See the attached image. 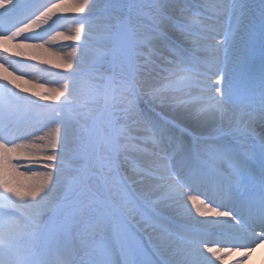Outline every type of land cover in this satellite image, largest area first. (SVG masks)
<instances>
[{
    "label": "snow or ice",
    "instance_id": "1",
    "mask_svg": "<svg viewBox=\"0 0 264 264\" xmlns=\"http://www.w3.org/2000/svg\"><path fill=\"white\" fill-rule=\"evenodd\" d=\"M252 8L247 0H0V264H85L81 253L87 264H144L126 228L137 216L152 229L149 264H217L222 249L210 245L231 243L229 251L243 249L246 258L264 242V136L244 153L214 149L231 152L230 174L209 180L199 163L186 162L191 154L172 121L133 107L125 113L131 123L121 125L115 93H134L135 85L96 69L108 55L122 71L153 67L158 56L167 88L184 94L175 98L179 105L194 118H214L224 113L240 66L248 70L240 91L259 101L264 120V0L258 79ZM61 22L73 26L58 30ZM10 54L67 75L57 73L55 86L25 79L23 66L20 74L9 71L8 64L19 63ZM87 54L90 70L78 71ZM90 105L101 107L99 115ZM73 128L81 129L75 155L85 162L68 168ZM130 147L151 157L140 173L148 185L141 195L103 179ZM181 201L182 222L167 210Z\"/></svg>",
    "mask_w": 264,
    "mask_h": 264
},
{
    "label": "rangeland",
    "instance_id": "2",
    "mask_svg": "<svg viewBox=\"0 0 264 264\" xmlns=\"http://www.w3.org/2000/svg\"><path fill=\"white\" fill-rule=\"evenodd\" d=\"M202 2H205V0H202ZM255 18L258 19V22L256 21V31H257V41L255 44V49L253 52V61L257 60L259 63L261 62V55H260V42H259V7L257 10H252ZM73 25L69 23L61 22V24L56 25L55 27L58 28V30H64L67 31L70 27ZM65 43V48L68 49V44L70 42H63ZM59 47L60 45H56ZM105 51H107L105 49ZM12 58H16L19 61L30 62L29 60H26L25 58L16 57L14 55H9ZM50 59H55L54 57H48ZM112 60L111 55L105 56V58L96 65L97 74L102 76H115L117 80L121 78H127L130 80V82L134 83L135 85V92H130L127 94H121L119 92H116L115 95L118 97L117 103H116V112L117 115L121 117L120 124L124 125L126 123H131L130 116L126 115V111L129 108H135L140 113L145 112H151L153 114H158L160 117L165 118L167 120L172 121L176 125V133L177 135H180L181 131L183 132V135L180 136L181 142L183 146L190 152L191 159L187 160V163L193 164V163H199L203 164V169L207 173V178L209 180H215V172L220 167H227L229 168V156L231 152L227 155L223 154V152H220L219 154L214 151V149H222L225 146L229 150H235L240 153H244L246 151L247 146L253 144L251 139H257L260 140V137H262L261 132L257 129L256 126L252 125L250 127V131L252 132V136L250 138V141H246L245 139H242L241 141H237V138L234 135H227V136H206L202 135V130L200 129V124L195 123V121H190L193 116L187 111V115L190 118L185 117V121L182 119L179 114H177L183 107H181L175 99V97H183L184 94L178 91H171L167 88V91H163V89L154 84V86H151L152 84L147 82L145 84L144 80L141 79L142 75V69L136 71L133 68L125 67L123 71L117 65L116 67H112L109 64V61ZM137 63L142 64L143 60L140 59L137 61ZM256 64L257 62H253ZM31 65V74H24L25 79L34 80V81H46L48 84H51L52 86H55V81L51 75L44 73V68H53L54 65H44L38 61H33V63H29ZM155 69H163L164 65L159 60L158 56L154 57V66ZM244 68L238 67V70L242 72ZM259 67L257 69V74L259 76ZM20 74V73H16ZM155 81H158L160 78H151ZM96 83H103V81H95ZM26 87H33V85H25ZM35 90L43 91L44 89L39 88L38 86L35 88ZM19 91V90H17ZM150 91L158 92L162 98H164L166 101L170 102V106L173 105V109L170 108V110H166L159 105V100L154 99L151 95ZM21 95L27 96L30 95L29 93L21 92ZM82 95H87V90H82ZM171 97V99H168ZM186 98V97H184ZM171 100V101H170ZM90 108L93 110L94 115H99L100 111L102 110L99 105H90ZM178 111V112H177ZM170 112V113H169ZM132 116H135V113L131 114ZM184 118V117H183ZM189 119V121L187 120ZM179 120H183L181 122V125L179 124ZM192 120V119H191ZM86 126V125H85ZM197 128V129H196ZM209 130L208 132H210ZM81 135V129L79 128L78 137ZM240 140V139H239ZM70 144V143H69ZM143 147L142 145L140 146ZM69 148V154L65 160V165L68 168H74L79 167L82 165L85 161L76 158V151L79 148V144L74 142V144L68 145ZM151 159V157L144 151L139 150L135 147H130L129 150L122 155L118 161H116L113 165L115 171L112 173L111 176L107 175V172L104 173V180H111L116 181L120 183H125L127 185V188L130 193H135L137 195H141L144 193H147V182L144 180V178L141 176V172L145 170V167L148 163V161ZM230 169V168H229ZM101 180H94L92 181L93 185L95 186L97 183H102ZM95 191V187L93 188ZM152 200H156L157 197L152 196L150 197ZM112 202H114V205L117 207L121 206V200L119 197H113ZM178 205L183 204V201L176 203ZM175 205V204H172ZM171 205V206H172ZM175 218L177 216L173 215ZM177 219V218H176ZM129 223L126 225V228L128 230L129 238L134 240V242L143 249V256L141 257L144 261V264H149V262L153 259H155V256L153 255V245L150 240V233L152 232V229L148 226V224L143 222V219L139 216L136 218L129 217L128 218ZM98 239V238H97ZM88 257L85 256L83 253L80 254L78 257V260H84L85 264H87Z\"/></svg>",
    "mask_w": 264,
    "mask_h": 264
},
{
    "label": "bare ground",
    "instance_id": "3",
    "mask_svg": "<svg viewBox=\"0 0 264 264\" xmlns=\"http://www.w3.org/2000/svg\"><path fill=\"white\" fill-rule=\"evenodd\" d=\"M38 2L46 3L48 2V0H38ZM247 2L253 6L252 10L258 9L259 0H247ZM204 3H207V0H205ZM255 21L258 22V19L255 18ZM30 34L31 33H29V35ZM63 46H65V43H63ZM64 50H68V49L64 47ZM9 59L13 62L19 61L11 57H9ZM25 59L29 60L27 58ZM29 61L30 62L24 63L23 61H19V63L8 64L9 71H15L16 73L17 72L20 73L21 66H23L24 74H31L32 73L31 65L29 63H33V61L31 60ZM92 62H93V56L91 54L85 55L83 58L82 68L78 71H83L87 73L90 70V66ZM238 67L240 66H237L235 68V77H236V80L239 81V83L234 87V92L231 98L225 101L224 113L223 114L217 113L214 118L212 117L194 118L193 117L191 118L192 120L190 119V121L192 122L195 121V123L197 122L200 124L202 135H206V136L208 135L216 136L217 135V136L222 137V136H227L231 134L237 138V141H241L242 139H245L246 141H250L252 132L247 127L250 124V127L252 125L256 126L259 132H261L262 136H264V120H262L260 116L259 101L257 100L255 104L250 103L244 97L242 91H240V89L243 88V81L245 79V76L238 70ZM43 71L44 73L51 75V77H53L55 81H58L59 79V77L56 75L57 73H62L63 75H67V73L64 72L62 69H53V68L45 67ZM141 75H142L141 79L145 81L144 82L145 84H147V82L148 84L151 83L152 84L151 86H154V84H156L160 86L163 89V91H167V85L169 84V75L162 68L155 69L154 67H150L148 69H142ZM160 77L161 79L158 81L151 79V78L157 79ZM150 92L153 93V91H150ZM168 99H171V97H169ZM158 100H159V105L163 108V110L164 109L170 110V108L173 107V105L170 106L169 101H166L162 97ZM179 110L180 111L179 112L177 111L178 112L177 114H179V116H181L183 120L185 119V117L190 118L188 117L187 115L188 113L185 110V108H181ZM183 120L181 121L179 120L180 125H181V122H183ZM187 120L189 121V119ZM209 130L211 131L208 132ZM78 132H79V128H73V130L70 133V137H69V143H70L69 145L72 146L74 142L75 143L77 142ZM251 140L253 143L257 145L259 144V141L257 139H251ZM222 173H224L223 177L226 179L227 176L230 174V169L227 167H220L219 174H222ZM145 187H147V191H148V185H146ZM167 210L171 215L177 216L176 217L177 221H180V222L183 221L184 219L183 214L186 211V209L184 208V203L181 205H178V204L172 205ZM197 219H201V218L197 217ZM246 242H250V241H246ZM210 246L220 247L222 249V251L218 253V255L222 257V259L219 260L217 264H236L237 261H240V264H264V242L255 243V246L253 247V249L250 251V253L247 255L246 258H244L243 249H241L240 251H236V250L229 251L230 249H232L231 243L216 244V245H210ZM225 252H228V254L225 255Z\"/></svg>",
    "mask_w": 264,
    "mask_h": 264
}]
</instances>
